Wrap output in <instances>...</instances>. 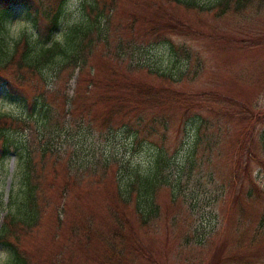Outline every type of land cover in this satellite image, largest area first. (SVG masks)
Returning <instances> with one entry per match:
<instances>
[{"label": "rangeland", "instance_id": "rangeland-1", "mask_svg": "<svg viewBox=\"0 0 264 264\" xmlns=\"http://www.w3.org/2000/svg\"><path fill=\"white\" fill-rule=\"evenodd\" d=\"M193 1L194 9L116 0L108 38L135 40L139 68L127 71L99 47L82 72L49 67L44 82L17 58L8 63L23 37L30 51L38 48L36 24L44 20L34 9L52 0L0 11V118L21 123L8 132L9 154L0 152V227L10 188H18V158L30 153L40 220L15 239L29 264H264V0L222 15L219 0ZM90 6L66 0L56 37L89 19ZM89 78L112 86L132 81L182 102L129 108L105 127L97 100L104 89L88 93ZM119 93L115 87L110 95ZM39 96L50 121L30 113ZM97 160L112 163L108 176L102 161L88 170ZM129 172L156 174L169 185L158 184L157 216L143 227L134 204L121 218L114 198L111 177ZM116 220L128 243L111 239ZM6 256L0 246V264Z\"/></svg>", "mask_w": 264, "mask_h": 264}, {"label": "trees", "instance_id": "trees-1", "mask_svg": "<svg viewBox=\"0 0 264 264\" xmlns=\"http://www.w3.org/2000/svg\"><path fill=\"white\" fill-rule=\"evenodd\" d=\"M24 1L28 0H0V11L6 12L13 5L21 4ZM65 1L66 0H52L50 5H44L41 4V2L38 6L36 5L34 9L36 19L40 17L44 20L42 25L36 24V29L37 32H39L40 38L35 41L34 45L37 44L38 48L34 51H30L27 46V40L23 37L22 40L16 43L9 60L10 62L8 61V65L10 63L14 64L17 58L20 68L28 69L31 73L36 75L41 82H44V71L49 67H58L60 73L62 70L69 68L77 69L79 73L82 72L87 65L88 58L96 52L92 54L93 49L95 48V50H97L101 47V55H103L104 58V55H109L115 64L118 66L119 64L122 65L127 71H133L139 68L137 62L133 58V53L138 47L135 40L128 43L118 40L116 44H111V40L108 38V29L115 10L116 0H108V6L105 4L104 0H90V12L87 14L89 19L84 17V21L81 24L67 30L62 34L61 38L58 39L56 37V31L61 24ZM171 1L176 5L189 9L196 8L195 1L193 0ZM254 1L255 0H219L216 6L221 15L228 11L239 13L249 8ZM260 2L257 3V6L260 5ZM93 14L95 16H93ZM20 44L22 45L20 46ZM20 48L22 50H20ZM58 60L60 61L54 62ZM53 62L55 65H52ZM160 77L166 80L168 79L165 75H160ZM89 79L86 86L88 93L94 88L104 89V92L97 97V100L101 103V120L106 123L101 125L105 127L109 125L108 123L112 121L115 115L124 114L129 108H133V110H144L147 107L146 105L163 106L168 103L174 104L182 102L180 96L175 95L162 98L159 96V90L152 89L151 87H144L132 81L126 82V80H123L122 84H118V86L115 84L112 86L114 82L101 83L92 78ZM77 82L78 84L84 83V80L82 78H77ZM115 87H118L120 93L116 96H112L110 93ZM78 96L79 93H74L69 99L70 103L68 109L70 116L76 112ZM124 98L129 100H125ZM48 106L49 104L45 97L39 96L36 102H33L31 105L30 113H36L37 118L42 122L50 121L53 114ZM81 106L82 104L79 106L80 110ZM15 122L19 123L18 121L7 119V117L0 118V152L3 157L9 154L7 152L11 148L12 142L8 132L10 127L14 126ZM154 125L155 124H152L151 128H154ZM164 137L165 135L162 139H164ZM18 159L19 163L17 170L20 169V172L17 174L18 188L17 190L15 189V191L14 187L10 188L6 202V214L0 227V246L5 247L7 250L5 264H29L27 257L21 251L15 239H17L16 237L21 233L28 234L29 231L37 226L40 220V204L38 203V189L34 179V168L31 164L32 157L30 153H28L27 157L22 158L20 155ZM99 161H102V167L108 176L107 170L112 167V163L105 160L95 161L93 164L94 166L88 167V170H94V167L96 168ZM81 166L85 165L82 163ZM111 178H113L110 179L113 181L111 184L116 187L114 198L119 204L121 218L124 217L125 210L131 203L134 204V210L138 214L142 227L146 226L152 218L157 216L158 207L155 205V197L158 191L157 186L160 184L169 187L164 177L158 179L156 174L147 177L140 174L133 175L129 172L126 177L116 179L114 176ZM172 193L173 192H171L170 201L174 202L175 197ZM117 224V231L112 230L111 239L117 242L120 240L124 244L126 239H124L119 230L121 224L118 221ZM263 225L264 218L261 221V226ZM128 242L129 241H126V243Z\"/></svg>", "mask_w": 264, "mask_h": 264}]
</instances>
